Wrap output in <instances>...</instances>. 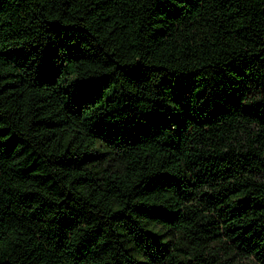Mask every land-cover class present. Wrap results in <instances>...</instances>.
<instances>
[{
  "label": "trees",
  "instance_id": "trees-1",
  "mask_svg": "<svg viewBox=\"0 0 264 264\" xmlns=\"http://www.w3.org/2000/svg\"><path fill=\"white\" fill-rule=\"evenodd\" d=\"M0 264H264V0H0Z\"/></svg>",
  "mask_w": 264,
  "mask_h": 264
}]
</instances>
